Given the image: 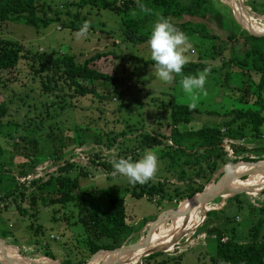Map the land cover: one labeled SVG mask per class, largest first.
<instances>
[{
    "label": "rangeland",
    "instance_id": "374dc122",
    "mask_svg": "<svg viewBox=\"0 0 264 264\" xmlns=\"http://www.w3.org/2000/svg\"><path fill=\"white\" fill-rule=\"evenodd\" d=\"M44 1L60 12V20H50L38 27L11 21L0 22V38L18 41L32 53L35 51L46 52L47 55L54 57L70 54L75 57L78 63L97 52H115L121 56L114 59L115 71L112 65L106 63L103 65L104 72L115 75L116 83L112 81L97 82L96 87L100 96L91 94L86 97H71L66 95L65 100L68 105L64 109H60L56 104L61 99L55 97V93H68V90L64 88V83L61 79L58 80L65 90L44 91L42 79L46 80V78L45 76L42 78L34 72L33 63L30 60L23 59L19 62L17 80L9 84L7 88L2 87V77H0V101L6 102L9 107V113L4 118V122H17L24 128L26 126L34 128V125L42 121L43 128L47 129L50 124L55 123L54 116L45 117V104L48 102L54 104L50 106V112L56 115L58 125L61 127L57 131H61L63 135L70 137L76 126L86 127L87 125L91 128L89 134L91 133L93 138L94 134L99 135L98 142L89 139L79 145L76 141L86 134L80 131V134L75 135V141L68 143L62 150L64 160H69L73 164L71 167L72 176L79 177V183L83 189L97 186L110 188L119 193H123L126 187L133 190V184L128 183L126 177L114 173L112 162L121 157H130L131 159L133 156L140 157L144 151L151 149L141 148L142 135L140 134L142 132L153 133L155 139H162V144H156L152 148L158 158V150L163 148L164 143H170L171 126L179 125L181 130L197 129L204 123L211 124L223 119L208 112L223 115L226 111L234 108L248 107L237 101L234 96L225 95V89L221 88L215 75L200 71L198 73H203L205 76L204 89L198 91V99L194 106L197 111L189 112L190 101L179 86L181 75L185 74L183 72L180 75L173 74L172 80L167 83L155 80L151 73L150 66L152 64L143 62V59H150L147 42L133 44L124 40L122 20L133 17V12L119 15L108 9L85 7L80 9L79 17H74L78 8L72 4L68 5V3L78 0ZM226 1L212 0L215 10L222 13L224 25V30H220L214 24L209 23L211 30L219 36L215 42L216 51L212 52L211 43L208 40L199 37L188 38V46L183 52L187 62L218 63L231 52L243 49L242 46L234 45L227 38V31L239 33L240 30L235 25V20L238 22V19L230 5L231 0ZM242 1L248 14L256 19L252 24L264 29V0ZM137 15H141V13L137 12L135 16ZM173 20L180 21L181 19L173 18ZM85 23L87 24L86 29L83 28ZM241 27L243 26L241 25ZM135 57L141 60H137ZM46 73H51L49 68L43 71L42 75ZM120 77L125 79L121 80ZM244 79H246L245 75L234 73L230 82L237 87H242ZM171 104L184 105L188 109H173ZM12 127V124L7 125L4 129L5 133H14ZM21 133H23V129L16 132V135ZM6 137H0V147L5 152V156H8L12 148V139ZM39 140L43 153L37 158L42 164L33 171L28 169L29 173L26 175L21 174L22 168L19 165L13 167L12 170L18 179L25 182L29 190L34 188L31 182L33 178L48 177V173L58 171L60 167L59 164L53 165L49 161L51 146L47 145L40 136ZM262 143H264V139L252 141L248 146L255 147ZM223 146L224 150L228 151L227 157L232 158L228 166L242 158L233 156V151L229 149L227 141ZM187 158L185 156L182 159ZM94 161L105 162L108 167L105 168L103 164L98 165ZM232 167L233 169L224 173L223 179H218V185L224 182L225 178L231 179L232 175L237 172L235 165ZM80 168L86 173L81 174L78 170ZM244 168L240 166L236 182H245L246 178H238L248 172ZM179 174L184 175V180H180ZM210 175L211 170L206 168L205 164L189 165L181 161L178 166L170 168L165 159L158 158L157 170L150 184L154 185L156 189H160V193L140 198L131 193L126 195L127 223L136 229L120 249L130 247L140 241L146 242V246L157 242L159 247L167 246L170 243L169 239L177 231V226H182L187 219V222L190 221L191 216H198L199 213L202 216L208 209L198 208L195 210L191 205L192 202L188 204L189 208L193 210L188 212L189 214L183 212L168 216L163 223V233L160 234L159 239L153 233L155 228L151 221H157L167 211L181 207L187 201L186 195L191 189L210 184ZM259 181L262 180L258 174L255 182ZM217 184L214 188L217 187ZM229 190L228 187V193ZM163 194H165L164 198H162ZM233 197L217 194L215 201L209 207L211 209L209 211H215L210 212V219L204 225V222L201 224L203 218L199 220L198 217L197 224L193 225L194 227L190 230L187 227L186 232L180 240L178 239L179 241L177 240L178 243L172 251L163 252L159 257L143 261L142 264H155L162 260L168 261L169 264H176V262L173 263L174 259L180 264H206L215 245V233L209 234L206 231L213 226L223 228L227 236L234 235L241 240L250 239L252 220L249 203L262 196L254 195V192L248 190V193H241L237 198ZM22 206L31 215L20 213L14 203L10 202L8 208H4L0 204V239L9 244L5 245L0 242V262L4 264H66V261L70 264H78L84 258H86L85 264L97 261L100 264H113L117 261V257L120 259L123 256V254H114L116 251L97 254L109 256L106 259L95 260L96 255L90 256L84 248L81 224L74 225L77 220L76 211L72 212L68 208H61L55 212L54 208L43 205L41 201L35 209H31L27 202H23ZM34 212L35 215L32 214ZM257 219L258 217L255 218V221ZM197 227H201V229L198 230ZM8 230L12 232L13 237L9 234L5 235L7 233L5 231ZM136 233L139 237L134 242L130 238ZM261 235L264 236V228ZM161 243L164 244L160 245ZM3 246H9V249H5ZM138 254L131 255L126 261L119 262V264H130L132 257ZM137 263L139 264L140 261L138 260L134 264Z\"/></svg>",
    "mask_w": 264,
    "mask_h": 264
},
{
    "label": "trees",
    "instance_id": "16d2710c",
    "mask_svg": "<svg viewBox=\"0 0 264 264\" xmlns=\"http://www.w3.org/2000/svg\"><path fill=\"white\" fill-rule=\"evenodd\" d=\"M141 2L150 9V12L141 13L137 8V0H78L71 1L68 5L72 4L78 8L74 17H79L80 9L85 7L108 9L119 15L140 12L141 15H134L122 20L124 40L133 44L146 43L157 16H164L183 31L187 39L199 37L208 40L211 43L212 52L216 51L215 42L219 36L211 30L209 23L214 24L220 30H224V25L222 13L215 10L212 0H141ZM59 14L57 9L44 0H0V22L11 21L38 27L50 20H60ZM173 18H180L181 20L174 21ZM235 25L240 30L239 33L227 31V38L234 45L242 46V50L231 52L218 63L186 62L182 72L189 75L207 69L208 73L217 77L221 88L225 89V95L234 96L237 101L248 107L234 108L226 111L223 115L208 112L223 119L211 124L204 123L197 129L181 130L179 125L171 126L170 143H164L163 148L159 149L161 151L158 150V158L165 159L170 168L178 166L181 161L189 165L205 164V167L211 170L209 180L220 168L232 160V158L227 157L228 151L224 150L225 141L229 144V149L233 151V156L242 157L239 160L246 156L264 160V143L255 147L248 146L252 141L264 139V36L249 33L236 20ZM118 56L120 55L115 52H97L78 63L75 57L70 54L54 57L47 55L46 52L35 51L32 53L18 41L0 38L1 85L3 88H7L9 84L16 82V76L19 75V62L23 59L30 60L33 63L34 72L40 77L44 78L45 76L46 78V80L42 79L44 91L68 90V93H55V97L61 99L56 104L59 105L60 109H64L68 105L65 100L66 95L71 97H86L91 94L100 96L96 87L97 82L112 81L116 83L115 75L104 72L103 65L104 63L112 65L115 71L114 59ZM135 59L141 60L137 57ZM143 62L146 64L153 63L151 59H143ZM47 68L50 69L51 73L42 75ZM234 73L246 76L242 87H237L230 82ZM120 78L121 80L125 79ZM59 79L64 83L65 89L59 84ZM52 105L54 104L46 102L45 117L54 116V124H50L47 129H44L41 121L34 125V128L27 126L24 128L22 124L17 122H4V118L9 113V107L6 102L0 101V137L7 136L6 138L12 139V148L8 156H5V152L0 147V204L4 208H8L10 202L11 204L14 203L20 213H29L30 215L31 213L22 206L23 202H27L31 209H35L41 201L43 205L54 208L55 212L61 208H68L72 212L76 211L77 220L74 225L81 224L84 234L83 244L88 254L94 257L99 253H111L120 247L136 229L127 223L126 195L131 193L138 198L145 195H159L160 189L158 190L150 184L153 178L144 184H133V190L126 187L123 193L97 186L83 189L80 186L79 177L77 175L72 176L71 167L73 164L69 160H64L62 150L68 143L75 141V135L80 134V131L86 134L76 141L79 145L84 144L89 139L98 142L97 137L99 135L94 134L93 138L91 133L89 134L91 129L88 127L89 125L86 127L76 126L73 129V135L70 137L63 135L61 131H57L61 127L58 125L56 115L50 112ZM170 106L173 109H188L187 106L179 104H171ZM195 111H197L196 108H189V112ZM9 124L13 125L12 132L14 133L11 132L12 134H7L4 130ZM22 129L23 133L16 135V132H20ZM140 135H142L140 146L143 149L146 147L152 149L156 144L163 143L162 139H155L153 133L142 132ZM39 136L47 145L51 146L49 161L53 165L59 164L60 167L58 171L48 173V177L33 178L31 182L34 188L29 190L25 182L19 181L12 170L13 167L19 165L22 168L21 174L26 175L29 173L28 169L33 171L42 164L37 158L43 153L40 149ZM185 156L188 158L182 159ZM138 158L133 156L132 159ZM95 163L98 165L101 163L105 168L108 167L105 162ZM236 164L237 161L232 165ZM254 165L255 163L251 159H247L242 166L252 167ZM78 170L81 174L86 173L81 168ZM200 175L202 174L200 173ZM223 176L224 174L220 178L223 179ZM247 176L248 172L238 178L243 179ZM183 177V174H179L180 180H184ZM253 179H256V176ZM203 187L191 189L186 196L188 198L193 196ZM247 190L254 192V195L260 194L262 196L249 203L252 220L251 238L241 240L234 235L227 236L223 228L210 227L206 232L215 233V245L206 264H264V236L261 235L264 228V183ZM234 193H231L229 197ZM164 196L165 194L162 195V198ZM238 196L239 194L233 198ZM195 200H199V198ZM214 211L207 212V216L204 213L201 224L204 222V225L210 219V212ZM32 214L35 215V212ZM198 217L201 220V214ZM257 217L258 219L255 221ZM184 222L182 226L187 229ZM196 223L194 218L191 228ZM200 229L201 227L198 228V230ZM5 232H7L5 233L6 236L9 234L13 237L10 230ZM132 236L130 239L136 242L139 237L138 233ZM145 244L146 242H143L139 248L146 246ZM118 252L119 250L114 254ZM160 255L162 253L153 254L149 259H155ZM102 256L100 255V258ZM129 256L121 262L126 261ZM85 259H82L80 263H86ZM175 262L180 264L176 259L173 260V263ZM69 263L66 261V264ZM155 264L169 263L162 260Z\"/></svg>",
    "mask_w": 264,
    "mask_h": 264
},
{
    "label": "clouds",
    "instance_id": "9594fccd",
    "mask_svg": "<svg viewBox=\"0 0 264 264\" xmlns=\"http://www.w3.org/2000/svg\"><path fill=\"white\" fill-rule=\"evenodd\" d=\"M137 8L141 13H148V9L141 0H137ZM133 15L136 13L133 12ZM87 28V24L83 26ZM147 45L150 50V59L153 62L151 73L155 80L169 82L173 74L180 75L187 62L184 49L187 45L186 34L170 22L167 17L157 16L148 36ZM204 69V72H207ZM205 76L203 73L181 75L179 86L188 97V106L194 107L198 99V91H203ZM158 166L157 154L148 149L136 160L121 157L112 162L114 173L127 178L130 184H144L155 174Z\"/></svg>",
    "mask_w": 264,
    "mask_h": 264
},
{
    "label": "water",
    "instance_id": "95a60500",
    "mask_svg": "<svg viewBox=\"0 0 264 264\" xmlns=\"http://www.w3.org/2000/svg\"><path fill=\"white\" fill-rule=\"evenodd\" d=\"M237 2H238L237 4L240 6V10L241 11H239L232 3H230V5L233 7V10L235 11V15L237 16L238 22L249 33H251L253 35H259V36L263 35L264 36V32L257 31L253 27L252 23L250 21H248V19L246 18V15H249V14H248V11L245 10V8H244L243 1L242 0H237ZM243 11H244V13H243ZM245 20H247V23H245ZM247 159H251L255 163V165H257L258 167L264 168V160H258V159H256L253 156H246L243 159L237 161V164L235 165V167H236L235 169H237V172H235V174L232 175L230 181L227 182V183H224L222 185H218L217 184L218 183V179L221 177V175L226 173L229 169H233L232 165L228 166V164H225L222 168H220L214 174V176L211 178V180L209 182L210 183L209 185L204 186L201 191H199V192L195 193L193 196L187 198V201L181 207H179L177 209H172L170 211H167V213H165L164 215L159 217L157 221H155V220L151 221V222H153L152 225H154V228H155V231L154 232L152 231V232L157 236V239H159V237L161 236L160 234L163 233V223H164V221L166 220V218L168 216L176 215L178 213H183V212H186V213L189 212L190 213L191 211H193L192 209L189 208V205H188L189 202L194 201L197 198L204 199V201H202L199 205H197L195 207V210L198 209V208L203 209V208H206L207 206H211V204L216 199V195L218 193L223 192L224 190H226L230 185H232V183H234L236 181L237 175L239 174V168H240V166L245 164ZM18 180L21 181L20 179H18ZM216 184H217V188H214V186H216ZM241 193H248V190L242 189L240 191L235 192L231 196H235V195L241 194ZM209 210H211V209H208L206 211V214H207V212ZM185 230L186 229L184 228L183 231L185 232ZM152 232H151V234H152ZM173 234L174 235L172 236V240L167 246H160L159 247V243L157 242L155 244V246H152V247H149V248L148 247H144L137 256L133 257L130 260L131 261L130 264H134L138 260L140 261L139 264H142L143 261L148 260L150 258V256H152L153 254L172 251L174 249L175 245L181 239V236H179L178 233H173ZM177 239H179V240L177 241ZM0 242H2L5 245H9L7 241H4L2 239H0ZM120 247H118L114 251L119 250ZM140 258H142V259H140ZM0 264H4V263L0 262ZM78 264H85V263H78Z\"/></svg>",
    "mask_w": 264,
    "mask_h": 264
},
{
    "label": "bare ground",
    "instance_id": "6f19581e",
    "mask_svg": "<svg viewBox=\"0 0 264 264\" xmlns=\"http://www.w3.org/2000/svg\"><path fill=\"white\" fill-rule=\"evenodd\" d=\"M228 1V0H227ZM226 1V2H227ZM229 3V2H228ZM231 3L239 10V11H241L240 10V6L237 4L238 2H237V0H231ZM243 13H244V11H243ZM245 16V15H244ZM254 16V15H253ZM246 18L248 19V21H250L251 23L253 22L254 23V21H256V19H254L252 16H250V15H246ZM245 18V19H246ZM245 23H247V20H245ZM253 25V27L257 30V31H259V32H264V29L263 28H259V27H257V26H255L254 24H252ZM244 169H246V170H248V176L246 177V179H245V182H241V181H235L234 183H232V185H230L229 186V193H228V188L226 189V190H224L223 192H220V194L221 195H223L224 197L226 196V197H228L232 192H237V191H240V190H242V189H245V190H247V189H249V188H252V187H256V186H259V185H261V184H263L264 183V168H260V167H258L257 165H254V166H252V167H245ZM260 175V177H261V180L262 181H259V182H255V180L256 179H253L256 175ZM230 181V178L229 179H225V181L224 182H222V183H220L219 185H222V184H224V183H227V182H229ZM217 188V187H216ZM233 190V191H232ZM211 191V190H210ZM219 194V193H218ZM202 201H204V199H199V200H196L195 202H193L191 205H192V207L193 208H195L197 205H199ZM209 207L210 206H207L206 207V209H209ZM206 209H205V211H206ZM205 213V212H204ZM204 213L202 214V218H203V215H204ZM200 214V213H199ZM199 214H198V216H199ZM198 216H195L196 217V222H197V218H198ZM194 216L192 217H190V221H188L187 222V220L184 222V225L186 224L187 225V227H188V229L190 230L191 229V226H190V224L192 223V221H193V219L195 218ZM201 218V219H202ZM197 224V223H196ZM186 229V227H184V226H177V231L175 232V233H179L180 231H182V232H180L181 233V235H183V229ZM187 230V229H186ZM185 230V231H186ZM171 240H172V237H171V239H169V241L171 242ZM178 240V239H177ZM168 241V242H169ZM144 241H140V242H138V243H136L135 245H132V246H130V247H127V248H122V249H120L119 250V252H118V255H122L123 254V256L120 258V259H118V257H117V261L115 262V263H113V264H119V262H121L123 259H125L127 256H129L130 254H132V253H135V252H137V253H140V251L144 248V247H152V246H155V244H153V245H148V246H144V247H142V248H139V246H141V244L143 243ZM164 243H161L160 245H163ZM5 249H9V246H3ZM133 255V254H132ZM130 257V256H129ZM98 258H100V255H96L95 256V260H97ZM101 258H104V259H106V258H109V256H106V255H103ZM98 260H100V259H98ZM10 264V263H9ZM15 264H18V263H15ZM92 264H100V262L99 261H97V262H95V263H92Z\"/></svg>",
    "mask_w": 264,
    "mask_h": 264
}]
</instances>
